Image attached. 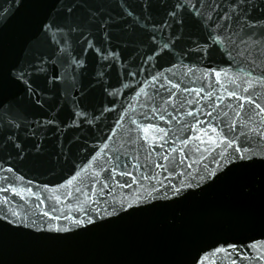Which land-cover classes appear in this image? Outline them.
<instances>
[{
	"label": "water",
	"instance_id": "1",
	"mask_svg": "<svg viewBox=\"0 0 264 264\" xmlns=\"http://www.w3.org/2000/svg\"><path fill=\"white\" fill-rule=\"evenodd\" d=\"M0 264H264V0H0Z\"/></svg>",
	"mask_w": 264,
	"mask_h": 264
}]
</instances>
